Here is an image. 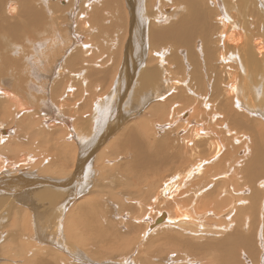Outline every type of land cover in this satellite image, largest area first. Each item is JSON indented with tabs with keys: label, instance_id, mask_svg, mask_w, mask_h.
Here are the masks:
<instances>
[{
	"label": "bare ground",
	"instance_id": "6f19581e",
	"mask_svg": "<svg viewBox=\"0 0 264 264\" xmlns=\"http://www.w3.org/2000/svg\"><path fill=\"white\" fill-rule=\"evenodd\" d=\"M69 1L74 8L68 33L49 18L48 32L54 36L42 42L39 36L47 29L41 30L36 16L45 12L41 15L30 2L33 17L27 19L33 22L20 18L13 23V40L41 54L0 58L1 66L6 62L14 69L12 74L0 71V116L11 123L0 121V173L33 166L44 155L40 148L22 146L31 138L35 146L45 144V161L61 156L67 161L70 153L67 168L62 162L57 168L55 160L60 178L31 173L24 178L21 172L22 177L5 175L1 182L29 183L28 189L30 181L42 184L33 196L54 204L62 219L70 212V243L63 241V252L40 246L35 231L37 242L30 246L36 257L48 250L62 264H264V0H171L179 7L177 14L166 9V0ZM19 4L0 0L1 44L13 43L8 27L3 29L4 18L17 16L18 10L26 18L27 6L24 11L25 2L20 9ZM50 41L51 57L43 52ZM71 47L72 53L62 56ZM8 75L13 84L28 86L9 89ZM38 78L48 81L32 84ZM49 82H54L57 105L51 95L31 93ZM140 111L143 116H136ZM161 132L165 137L159 139ZM119 156L132 158L119 170L129 175L135 194L125 192V198L111 202L117 223L126 224L115 234L104 223L97 228L104 213L95 211L102 200L87 197L92 187L87 179L95 157L102 166ZM6 194L0 191V208H13L16 199ZM112 217L107 212L106 222L120 226ZM62 224L54 225L60 236ZM127 232L132 233L128 240ZM97 237H106L108 245L114 237L121 245L112 241L104 252L89 255V242ZM152 243V253L140 255ZM39 259L28 263L41 264Z\"/></svg>",
	"mask_w": 264,
	"mask_h": 264
},
{
	"label": "rangeland",
	"instance_id": "374dc122",
	"mask_svg": "<svg viewBox=\"0 0 264 264\" xmlns=\"http://www.w3.org/2000/svg\"><path fill=\"white\" fill-rule=\"evenodd\" d=\"M29 1V2H28ZM38 1V2H37ZM67 2H65L64 0H18V3H20L19 4V9H20V7H21V5H23V3L25 2V6H23L22 8H23V10H24V7H29V8H25V10L26 9H30L29 11H31V12H29V13H32L33 11H32V9L31 8H33V5L31 4V3H35L36 4V6H37V8L38 9H40V10H38V12H40L41 13V15H42V13L43 12H45V13H43V15L41 16V17H43V19L41 18V17H39V16H36V17H38L39 18V20H40V23H41V30H43V31H45L46 29H47V31L46 32H43L42 34L43 35H41V36H39L40 37V39L39 38H37V40H40L41 42L42 41H44V40H42V39H46V38H50V37H52V35L54 36V33L52 34H49V32H48V30L49 31H51L52 29H49V27L47 26V24L49 23V21H50V23H51V20L54 22V24H55V27H57L58 29H59V27H61V29H62V31L63 32H66V33H68V24H70V22H72V14L71 13H73V8H74V5H71L70 6V4H69V6H68V4L67 3H69L70 1L69 0H66ZM107 0H102V4L104 3V2H106ZM31 2V3H30ZM42 2V3H41ZM60 2V3H59ZM166 4H168V5H166L165 7H166V9L168 8H171L172 7V9L170 10V11H172L173 13L172 14H177V13H179V7L178 6H176V4L174 5L173 4V2L171 1V0H166V1H164ZM173 5H172V4ZM31 6H30V5ZM42 4V5H41ZM66 5V6H65ZM31 7V8H30ZM42 7V8H41ZM52 7V8H51ZM44 8H46V9H44ZM51 10H50V9ZM71 8V9H70ZM44 11H43V10ZM49 9V10H48ZM177 10V13L175 12L176 10ZM24 10V11H25ZM28 10H26V14L24 15L26 18H24L23 19V16H21V17H19V11L20 10H18V12H17V16H11V17H9L8 16V18L7 17H5L6 19H8V20H5V18H4V20H3V29L4 30H6V27H8L7 28V31H8V33L12 36V39L10 38V40L13 42V43H11L10 41H8L10 44H6L5 42L3 43V44H1L0 43V58H4V56H11L12 58H15V59H19V60H23L28 54H31V53H34L35 54V50H36V52L37 53H39V54H41L39 51H38V48H34V46L33 45H29L28 47H26L25 45H22V43H20V42H18V43H16L13 39H15V34H14V30H13V26H12V24L13 23H15V24H19L20 23V21L21 20H23V21H25V22H30V23H32L33 21H32V18H31V20L29 21L27 18L28 17H33V13L32 14H30V16H29V14H27L28 13ZM70 10V11H69ZM175 10V11H174ZM166 11V10H165ZM37 12V11H36ZM35 12V13H36ZM49 12V13H48ZM51 13V14H50ZM35 15V14H34ZM46 17V18H45ZM71 17V18H70ZM20 18H21V20H20ZM51 20H50V19ZM10 19V20H9ZM27 19V20H26ZM43 21H44V23H43ZM46 23V24H45ZM43 25V26H42ZM10 27V28H9ZM43 27V28H42ZM48 27V28H47ZM9 29H10V31H9ZM74 30H76V28L74 29ZM77 32H80V29L79 30H76ZM12 32H13V35H12ZM19 32L21 33V35H24V33L25 32H21L20 31V29H19ZM73 33V32H72ZM84 33H86V32H84ZM15 35V36H14ZM90 36V35H89ZM48 43V44H47ZM47 43H45L46 44V46H44L43 47V52L44 53H46L47 52V50H50L49 48H50V45H51V43H52V41H50V44H49V42H47ZM8 45V46H7ZM4 46V47H3ZM66 46H68V45H66ZM66 46L65 47H59V48H62V50H65V48H66ZM7 47V48H6ZM37 47V46H36ZM48 47V48H47ZM11 49H13V50H11ZM31 49V50H30ZM8 50H10V51H8ZM26 50V51H25ZM51 50H52V48H51ZM74 50V48L73 47H71L69 50H67V51H63V53H62V56H67V55H69V54H71L72 53V51ZM5 51V52H4ZM13 51V52H12ZM58 52H60L59 50H57ZM49 53H50V51H48ZM46 53L49 57H51L50 55H49V53ZM4 53H6L5 55H4ZM12 53V54H11ZM25 55V56H24ZM61 55V53H58L57 55H55V57L57 58V57H59ZM36 58H38V57H36L35 56V59ZM67 60V59H66ZM65 60V61H66ZM32 62H34V61H32ZM4 64L5 65H3V66H5V67H3V66H1L0 65V71L3 73V72H10L11 73V70H12V72H13V68L12 67H10L6 62H4ZM29 67V66H28ZM3 68V69H2ZM7 68V69H6ZM6 69V70H5ZM12 74V73H11ZM54 78V74L51 76V79H53ZM5 79H6V81H7V85H8V88L9 87H12V88H9V89H11V90H16L14 87H16V88H20V87H22V84L20 85L19 83H14L13 84V82L15 81L14 80V77L12 76V75H8V77L6 76L5 77ZM1 80V79H0ZM12 80V82L10 83V81ZM14 80V81H13ZM44 80H47V79H44ZM43 79H37V80H35V83H32V84H34V85H36V86H38L39 84H42V83H46L47 81H44ZM41 82V83H40ZM105 82V81H104ZM53 83V84H52ZM54 85V82H49L48 84H47V86H46V88L45 89H43L42 91H40V92H36L35 90H33V92H31L32 94H34V96H39L40 98L43 96V98L44 97H47V98H49V96L48 95H51L52 96V100L54 101H52V103L53 104H55V105H57L56 103H55V101H57V99L55 98V97H57L56 96V94L54 93V88L52 89L51 88V86L52 85ZM108 84V85H107ZM105 83V85H107V86H105V89L107 88V90H109L110 89V86H109V83ZM10 85V86H9ZM18 85H20V86H18ZM31 85V84H30ZM25 87H27L28 85H24ZM24 86L22 87V88H24ZM108 86H109V88H108ZM54 87V86H53ZM21 89V88H20ZM50 89H52L51 90V92H50ZM52 91H53V94H52ZM36 93V94H35ZM38 97V98H39ZM86 97V96H85ZM25 98V99H24ZM80 97H78V99H79ZM23 99L24 100H26L27 98L26 97H23ZM70 99V98H69ZM74 100V99H73ZM72 100V101H73ZM27 101H31V100H28L27 99ZM71 101V100H70ZM75 101H76V99H75ZM26 102V101H25ZM52 103H51V105H52ZM81 104V103H80ZM39 105H41V102L39 101ZM80 106V105H79ZM44 110L45 109H48V108H43ZM45 111H47V110H45ZM142 112L143 111H140L138 114H140V115H136L137 113H134V116L136 115V116H143L142 115ZM43 113H45V112H43ZM117 113V112H116ZM117 114H119V113H117ZM117 115H115V117H116ZM133 116H131V118H132ZM143 118V117H142ZM140 120V117H136V120L135 121H139ZM0 121H3V122H5L6 123V125L7 126H10L11 125V123L10 122H7L6 120H4V119H2V117L0 116ZM59 127V126H58ZM61 132V131H60ZM165 134V132H161V133H159V135L157 136L159 139H162V138H164L165 136H164V134ZM161 134V135H160ZM163 134V135H162ZM30 134H26L24 137H27V136H29ZM32 140H33V138H31V139H28V140H26V141H23L24 143H22V146L24 147V148H30L31 147V149H34L32 146H34L35 148H37V149H39L40 150V152L42 151V153L43 152H45L44 153V155L42 154L41 155V157L40 158H42L41 159V161H40V158L38 159V161L37 162H35V164L33 163V166H31V165H26L27 167L25 168V167H22V169H21V167H20V170L18 169H12V168H10V169H6L5 171H3L2 173H0V178H3L5 175H8V176H11V177H15V176H18L19 175V177H22L23 175L24 176H29V173H31V174H33V175H35L36 174V176H38V177H50L51 175H53V176H51L52 178H60L59 177V175L58 174H56V170H57V168H58V166H59V163H61L60 164V166L62 167L63 165L65 166V168H67L66 167V165L68 164L67 163V161H68V157H69V161H70V153L68 152V154H67V156H66V158H67V161H65L64 159H63V156H61L60 158L62 159V160H60V159H56V158H53L52 159V157H49V161L47 160V161H45L44 160V157L47 155V153L49 152V151H47L46 150V146H45V144L44 143H41V145L40 144H38V145H36L35 146V144H34V142L32 143ZM26 142H27V144H26ZM33 144V145H32ZM45 148H44V147ZM22 147V148H23ZM44 148V149H43ZM36 149V151L38 152L39 150H37ZM44 150V151H43ZM70 150V148H67V151H69ZM35 151V150H34ZM43 156V157H42ZM65 157V156H64ZM125 156H119V158L117 159V158H111V161H109V159L105 162V163H103L102 164V166H98V163H97V161H96V157L94 158V161L92 162V164H91V166H93V167H95L94 169L95 170H93L91 173H90V175H89V178L87 179V181H88V184L90 183V185H92V187H91V190H90V193L87 195V197L88 198H98L99 199V201L100 200H102V201H100V205H101V207L102 208H98L95 212H97V213H101V214H103L104 213V216H103V219H101V218H99V222H96L97 221V219L94 221V222H96L95 224H96V226H97V228H100V225L101 224H103L104 223V226H105V230L106 231H109V233H113V232H115L116 230L115 229H117V231H120L121 230V232L123 231V229H125L126 227H125V225H123V224H118L117 223V220H119V217H117L116 215H115V207H113V205H111V202H114L115 200V197H124L125 198V195H124V193L125 192H128L129 194L131 193V194H133L132 196H134V194H135V188L132 186L133 184H132V182H131V180L129 179V175L128 174H124V172L125 171H123V169H121V170H119V166L120 165H125V164H130L131 162H132V158H124ZM122 158V159H121ZM52 159V160H51ZM128 159V160H127ZM55 160H57V163H56V161ZM45 162V163H47V165L44 163V166H43V163ZM66 162V163H65ZM126 162H128V163H126ZM54 163H56V167H55V164ZM124 163V164H123ZM40 164H41V166H40ZM29 166H31V167H29ZM36 166V167H35ZM9 167V166H8ZM43 167V168H42ZM47 167V168H46ZM55 167V168H54ZM32 168V169H31ZM44 168L46 169V171H44ZM53 168V169H52ZM122 168V167H121ZM47 169H48V171H47ZM104 169V170H103ZM10 172H9V171ZM17 170V171H16ZM43 171H44V173H43ZM53 171V172H52ZM6 172H7V174H6ZM22 172V176H20V173ZM28 172V173H27ZM41 172H42V174H41ZM98 172V173H97ZM25 173V174H24ZM50 173V174H49ZM53 173V174H52ZM84 173H85V171L80 175V176H83L84 175ZM26 174H28V175H26ZM41 174V175H40ZM44 175V176H43ZM47 175V176H46ZM50 175V176H49ZM7 176V177H8ZM23 176V177H24ZM102 176V177H101ZM7 177H4L2 180H0V191H8V193L9 194H6V195H12V198H14V199H16V201H15V203L13 204V208L15 207V206H19L20 205V207H22V209H24V210H22L20 207V209L18 208V209H13L12 207H10V206H7V208L6 207H1L0 208V216H2L3 217V220H1L0 221V264H29V263H31V262H29L28 263V261H32V259L35 257L37 260L40 258V256H41V258H43L42 260L45 262H42V260L41 259H39V261L41 262V264L43 263V264H55V263H57V264H62L61 262L62 261H60L59 259H57V257H55V256H52V255H50V252H48V250H47V252L46 251H43V252H41V253H39V257L37 258L36 256H37V254L36 253H34V247H32V246H34V244L37 242V240H35L34 238H33V235H35V231L39 234L38 235V241L40 242V246H52L53 248H55V249H57V251L59 250V248L60 249H62L61 248V245H63L62 243H63V241L64 240H69L70 238L66 235L67 234V230H69V228H70V226H69V224H70V212H69V214H67V215H65L64 216V218L62 219L60 216H58V209H57V207L55 206V207H53L54 206V204H51L49 201H44L43 199L42 200H38V199H36V198H40V197H37V196H33V194H34V190H38V188H40V187H42V184H38V185H35L34 186V184L30 181L31 179H33V177L32 178H27V180H28V182L30 181V188L28 189L27 188V185H28V187H29V183L27 184V185H25V187L24 186H22V185H24L25 183H22V185H18V184H21V183H14L13 185H10V186H6L5 184H4V186H3V183H1V182H3V181H5L6 180V178ZM64 177V176H63ZM91 177V178H90ZM25 178V177H24ZM8 180V179H7ZM127 181V182H126ZM117 182V183H116ZM126 182V183H125ZM130 183V184H129ZM129 185V186H128ZM132 186V187H131ZM10 187V188H9ZM19 187V188H18ZM24 187V188H23ZM42 188H44V185H43V187ZM133 188V189H132ZM7 189H10V190H7ZM27 189V190H26ZM32 189V190H31ZM69 189H70V187H69ZM22 190V191H21ZM94 190V191H93ZM104 190V191H103ZM133 190V191H132ZM107 191V192H106ZM132 191V192H131ZM32 193V195H31V193ZM19 194V195H18ZM18 196L19 198H17L16 196ZM69 196H70V194H68ZM112 197V199H111V197ZM81 197V196H80ZM82 198V197H81ZM110 198V199H109ZM18 199V200H17ZM35 200V201H34ZM109 200H111V201H109ZM48 202V203H47ZM127 203V204H131V202L132 201H129L130 203H128L127 201H124V203ZM47 204V205H46ZM52 205V206H51ZM6 206V205H5ZM116 207H118V205H116ZM2 209H4V210H2ZM16 210H18V211H16ZM13 213H12V212ZM107 212H111L112 214H113V217H112V220H115V222H116V224H118V225H120V226H118V227H115V226H110L107 222H106V216H107ZM3 213V214H2ZM11 213V214H10ZM2 214V215H1ZM106 214V215H105ZM115 216V217H114ZM56 218H58L57 220H56ZM61 218V219H60ZM26 219V220H25ZM102 220V221H101ZM105 221V222H104ZM57 223V225H58V223H63L61 226H63V227H61V231L63 230V234H64V236L62 235V236H60L61 234H59V235H57L56 234V232H55V227L56 226H54L56 223ZM24 223V224H23ZM69 223V224H68ZM106 223V224H105ZM18 224V225H17ZM22 226H21V225ZM108 224V225H107ZM21 226V227H20ZM30 226V227H29ZM32 226V227H31ZM24 227V228H23ZM111 227H112V229H111ZM115 227V228H114ZM123 227V228H122ZM21 228V229H20ZM31 228H32V231H31ZM64 228V229H63ZM65 228H67V229H65ZM35 229V230H34ZM114 229V230H113ZM18 230V231H17ZM110 230H111V232H110ZM20 231V232H19ZM117 231L115 232V234L117 233ZM11 234V235H10ZM17 234H18V236H17ZM128 234H130V235H132V233L131 232H127L126 233V239L128 240V238H130V237H127L128 236ZM161 234V233H160ZM160 234H158V235H154V239L155 240H159L160 239V237H162V234L160 235ZM114 236V235H113ZM156 236H158V237H156ZM61 237H64V239H62L61 240ZM18 238V239H17ZM53 238V239H52ZM114 238V237H113ZM110 239V241H109V245L106 243V237H104V238H99V237H97V239L95 238L94 239V242H89V244L90 245H88V248L90 249V250H88V249H86L87 251H88V253H89V255H90V253L91 252H93V251H95L96 249L98 250H101L102 251V249L101 248H103V251L102 252H104V247H110L112 244H111V242L113 241V242H115L116 243V245L118 244V242L116 241V240H114V239ZM14 239H16V240H14ZM98 239H99V243H98V246H97V242L96 241H98ZM126 239L125 240H123V244H124V242L126 241ZM46 240V241H45ZM96 240V241H95ZM35 241V242H34ZM49 241V242H48ZM70 241V240H69ZM68 241V242H69ZM46 242V243H45ZM48 242V243H47ZM104 242V243H103ZM122 242V241H121ZM34 243V244H33ZM70 243V242H69ZM93 243V244H92ZM94 243L96 244V245H94ZM115 243H113V246L115 245ZM32 244V246H30ZM41 244H43V245H41ZM66 244V243H65ZM153 244V243H152ZM149 244L148 245V249L147 250H145L144 251V248H143V250H142V253L140 254V255H142L143 253L144 254H151L152 252L151 251H149L150 249L151 250H153V248H155V245L156 244ZM54 245H57V246H54ZM100 245H101V247H100ZM106 245H108V246H106ZM115 245V246H116ZM118 245H121L120 243L118 244ZM11 246V247H10ZM25 246H27V247H25ZM6 247V248H5ZM8 248V249H7ZM59 251H61V250H59ZM30 254H29V253ZM61 252H63V251H61ZM34 253V255H32ZM23 254V255H22ZM45 254V255H44ZM69 254V255H68ZM10 255V256H9ZM18 255V256H17ZM27 255V256H26ZM46 255H48V256H46ZM49 255H50V257H49ZM67 255L68 256H70V253H67ZM114 257V256H116L117 254H115V253H113V254H109V256L107 257V256H103L102 257V259H105V257H107L108 259H112V257ZM139 255V253H138V255H137V257H139L140 256ZM20 256V257H19ZM24 257V258H23ZM109 257H111V258H109ZM54 258H55V261H53L54 260ZM27 259V260H26ZM29 259H31V260H29ZM50 259H53L52 261H50ZM70 259V258H69ZM94 260H100V259H97V258H93ZM25 260H26V262H25ZM46 260V261H45ZM48 260V261H47ZM21 262V263H20ZM51 262V263H50ZM32 264V263H31ZM74 264H80V261H78V262H75L74 261Z\"/></svg>",
	"mask_w": 264,
	"mask_h": 264
},
{
	"label": "snow or ice",
	"instance_id": "6c2138e0",
	"mask_svg": "<svg viewBox=\"0 0 264 264\" xmlns=\"http://www.w3.org/2000/svg\"><path fill=\"white\" fill-rule=\"evenodd\" d=\"M185 219H187V217H185Z\"/></svg>",
	"mask_w": 264,
	"mask_h": 264
}]
</instances>
